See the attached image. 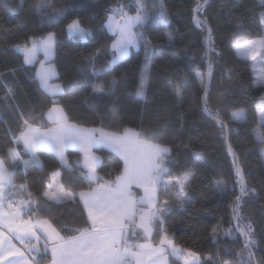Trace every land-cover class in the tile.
Instances as JSON below:
<instances>
[{
  "label": "trees",
  "instance_id": "trees-1",
  "mask_svg": "<svg viewBox=\"0 0 264 264\" xmlns=\"http://www.w3.org/2000/svg\"><path fill=\"white\" fill-rule=\"evenodd\" d=\"M38 2L9 0L5 10L0 0V83L15 87L16 103L24 113L23 118H30L33 109L39 112L45 105V96L35 79L33 66L24 65L22 54L9 50L10 46L28 36L54 32L56 55L52 62L58 73L55 80L67 93L57 98L72 122L86 127L103 126L113 131L132 128L148 132L159 128L163 133L162 142L173 147L174 163L170 164L173 175L169 178L177 179L178 173H186L188 177L187 187L179 195L169 192L160 196L161 201L168 200L173 205L167 213L168 235L174 237L179 248L196 252L202 264H215L218 257L234 264L243 237L234 232L231 238L221 236L214 240L212 234L217 224H221V231L229 228L231 203L238 188L234 190L235 176L225 133L203 111L201 103L204 85L197 72H205L206 33H202L193 21L197 0H163L168 22L161 20L158 13H152L141 27L145 39L150 41V60L145 63L142 41L126 59L114 66L111 73L101 78L111 81L115 77L118 85L114 95L106 98L98 108L90 94L100 81L90 74H82L78 63L113 40L105 26L109 7L119 3L129 14H135V0H47L52 5L50 11L66 17L52 26L42 23L35 10ZM220 2L207 0V11L200 14L201 18L208 17L213 29L214 51L209 52V57L214 73L207 86L211 107L219 109L221 117L229 123L228 143L240 158L249 187L259 192L246 200L243 211L248 218L245 222L251 221L260 242L259 250H254L260 258L264 256V166L260 155L264 143L258 140L257 134L264 132V128L260 126L257 111L264 104V86L253 84L250 60L238 55L236 46L264 36V23L257 0H227L231 14L218 7ZM148 3L150 7L153 3L158 6L160 0H148ZM73 19H79L82 26L91 30L85 41L73 40L67 34L66 25ZM103 62L104 58L99 61ZM12 70H15L14 75L10 74ZM142 70L146 79L143 98L137 95ZM173 86L180 88L183 99H177ZM113 104L115 115L108 110ZM47 106H51L50 97ZM239 108L244 111V118L230 121L231 112ZM21 125L19 112L0 108V158L6 160L9 150L15 149L20 160L27 161L16 166L15 182L27 181L31 191L39 193L42 184L49 182L48 173L60 170L61 166L54 153L42 152L39 154L42 171L21 145L12 142L19 135ZM183 145H188L189 150ZM97 152L101 157L99 175L115 179L122 169L121 159L108 149ZM65 155L71 162L79 160L76 150L68 149ZM67 178L64 170L65 181ZM217 181L223 182L224 191L217 188ZM75 187L78 190L88 185L86 181L77 180ZM41 201L45 209H50L42 215L50 216L58 229L82 226L81 205L43 204L42 198ZM232 226L235 227L234 223ZM225 248H231L233 255H225ZM169 264L181 262L170 256Z\"/></svg>",
  "mask_w": 264,
  "mask_h": 264
},
{
  "label": "snow or ice",
  "instance_id": "snow-or-ice-1",
  "mask_svg": "<svg viewBox=\"0 0 264 264\" xmlns=\"http://www.w3.org/2000/svg\"><path fill=\"white\" fill-rule=\"evenodd\" d=\"M2 2L3 8L7 10L9 0ZM135 6L134 15L129 14L122 4L110 6L105 24L114 39L110 45L97 48L91 57L78 63L82 74H90L100 81L99 86L93 87L90 94L97 108L106 98L114 95L118 85L115 77L111 81H103L101 78L126 59L130 49L138 48L143 41L145 63L150 60V41L138 29L149 20L152 13H158L161 20L168 22L163 0H160L158 6L153 3L151 7L148 0H135ZM257 6L261 9V20L264 23V0H257ZM218 7L231 14L227 0H221ZM50 9L52 5L47 0H39L35 5L42 23L52 26L66 19ZM206 11L207 0H197L193 20L196 27L206 33V51L211 52L214 51L213 29L208 17L205 15L201 18L200 15ZM66 31L76 41H85L91 35V30L82 26L79 19L71 20L66 25ZM9 50L22 54L24 65L34 66L39 52L44 56V60L39 61L40 67L36 69L35 79L45 96V105L39 112L33 109L30 118H23L24 113L16 103L15 87L0 83V91H3V95H0V108L19 112L22 119L19 135L12 142L17 146L22 144L24 151L42 171L43 165L39 160L42 152L54 153L61 168L48 173L49 182L42 184L41 192L34 193L27 181L19 184L15 182L16 166L26 164L27 161L20 160L15 149L9 150L10 163L0 158V264H169L170 256L182 260L183 264H202L196 252L179 248L174 237L168 235L167 213L173 205L168 200L161 201L160 196L169 192L179 195L187 187L188 177L186 173H178L177 179L169 178L173 175L170 167L174 163L173 147L162 142V131L159 128L148 132L132 128L113 131L103 126L89 128L72 122L57 98L67 94L64 86L50 83L58 75L55 64L51 63L56 55V33L28 36L11 45ZM237 50L254 64L261 65L256 82L264 84V36L237 45ZM102 58L104 62L99 63ZM213 73V61L209 57L207 71L197 72L204 85L201 103L203 111L215 120L221 132L227 133L230 131L229 123L221 117L219 109H213L210 105L205 77L210 81ZM10 74L14 75L15 70ZM145 88L146 79L142 70L137 85V95L141 98ZM173 91L178 100L183 99V92L178 86H173ZM49 97L51 106H47ZM108 110L115 115L114 104ZM244 115L242 109L237 110L231 113L229 120L239 121ZM259 115L260 126L264 128V104L259 106ZM45 120L50 126L42 123ZM257 138L264 143V132L258 133ZM105 148L118 153L123 161V168L114 180L105 179L98 172L101 157L94 153L95 150ZM183 148L189 150L188 145H183ZM68 149H78L82 159L69 161L65 155ZM228 151L235 176L234 190L238 188V192L231 203L229 228L221 231V224L214 226L213 239L219 240L221 236L231 238L234 232H239L243 244L235 253L234 264H264V256L256 257L254 250H259L260 242L256 239L251 221L245 222L248 218L243 211L246 200L259 195V192L249 187L240 158L230 144ZM260 155L264 157V149H261ZM64 170L68 173L66 181ZM77 180L86 181L88 187L77 190ZM216 183L217 188L224 191L223 182ZM133 187L141 189L143 196L137 198L132 191ZM41 198L43 204L81 205L82 226L69 225L58 229L50 216L42 215L50 209L42 206ZM141 233L146 240L138 243L136 240ZM154 233L159 235L158 245L151 242ZM224 254L232 256V249L225 248ZM215 264L233 262L218 257Z\"/></svg>",
  "mask_w": 264,
  "mask_h": 264
},
{
  "label": "crops",
  "instance_id": "crops-1",
  "mask_svg": "<svg viewBox=\"0 0 264 264\" xmlns=\"http://www.w3.org/2000/svg\"><path fill=\"white\" fill-rule=\"evenodd\" d=\"M131 15H134V14H131ZM245 43V42H244ZM243 44V43H242ZM133 49V48H132ZM132 49H130V52L132 51ZM42 53H39V57L37 58V67H38V65H39V61L40 60H42ZM36 71V70H35ZM55 78L56 77H54L51 81H50V83H52L53 84V82H54V80H55ZM259 114V110L257 111V115ZM258 118H259V116H258ZM43 123L46 125V126H50V125H48V123H47V121L45 120V121H43ZM80 126H82V125H80ZM83 127H86V126H83ZM89 128H91V127H89ZM106 149V148H105ZM72 150H76L78 153H79V160H81L82 159V154H81V152L78 150V149H72ZM109 150V149H108ZM111 151V150H110ZM113 152V151H112ZM115 154H117L118 156H119V158L121 159V161H122V158L120 157V155L118 154V153H116V152H114ZM96 156H99V154H98V152H97V150H95V153H94ZM29 155V154H28ZM30 156V155H29ZM100 157V156H99ZM122 168H123V161H122ZM122 170V169H121ZM114 180V179H113ZM132 191L134 192V194L136 195V197L137 198H139V197H141V196H143V191L141 190V189H139V188H136V187H133V189H132ZM157 232H158V226H157ZM170 236V235H169ZM145 240H146V238H145V236L143 235V233H141L140 234V236H139V238L136 240V242H138V243H142V242H145ZM154 245H158V243H159V235L158 234H155L154 233V239L151 241ZM49 259H50V255H49ZM180 260V259H179ZM180 262H181V264H183V261L182 260H180Z\"/></svg>",
  "mask_w": 264,
  "mask_h": 264
},
{
  "label": "rangeland",
  "instance_id": "rangeland-1",
  "mask_svg": "<svg viewBox=\"0 0 264 264\" xmlns=\"http://www.w3.org/2000/svg\"><path fill=\"white\" fill-rule=\"evenodd\" d=\"M107 15H108V14H107ZM105 26H106V24H105ZM106 29H107V31L109 32L107 26H106ZM138 30L141 31V28L138 29ZM109 33H110V32H109ZM113 39H114V38H113ZM258 39H259V38H258ZM111 42H112V41H111ZM110 44H111V43H110ZM135 49H137V48H133L132 51L135 50ZM39 53H42V52H39ZM39 53H37V58L39 57ZM236 53H237L238 55H240V54L238 53L237 46H236ZM42 55H43V53H42ZM240 56H242V55H240ZM242 57H244V56H242ZM22 58H23V56H22ZM244 58H246V57H244ZM42 60H44V56H42ZM40 61H41V60H40ZM51 63H53V62L51 61ZM53 64H54V63H53ZM39 67H40V64H39L38 67H37V63H35V65L33 66L34 71H35L37 68H39ZM56 70H57V69H56ZM250 71H251L252 78H253V84L256 85V86H258V85L264 86V84H259V83L256 82V81H257V76H258V74H259L260 71H261V65H260L259 63L254 64V62L250 60ZM35 72H36V71H35ZM53 84H60V82L54 80ZM237 110H241V108L236 109V110H234V111H237ZM234 111H232V112H234ZM232 112H231V113H232ZM230 116H231V114H230ZM258 116H259V119H261L259 114H258ZM255 133H256V131H255ZM21 146H22V149L24 150L22 144H21ZM261 149H264V147H262ZM261 149H260V152H261ZM10 160H11V157L9 156V157L5 160V162H6V163H10ZM261 160H262V165L264 166V157L261 156Z\"/></svg>",
  "mask_w": 264,
  "mask_h": 264
},
{
  "label": "water",
  "instance_id": "water-1",
  "mask_svg": "<svg viewBox=\"0 0 264 264\" xmlns=\"http://www.w3.org/2000/svg\"><path fill=\"white\" fill-rule=\"evenodd\" d=\"M194 9V8H193ZM194 15V13H193ZM194 21V20H193ZM206 36V35H205ZM208 58H209V52L206 51V64H205V72L207 71V64H208ZM205 83H207L208 85V79L207 77H205ZM204 95V89H203V94L202 96ZM225 142H226V145L227 147L229 146V143H228V137H227V133H225Z\"/></svg>",
  "mask_w": 264,
  "mask_h": 264
}]
</instances>
